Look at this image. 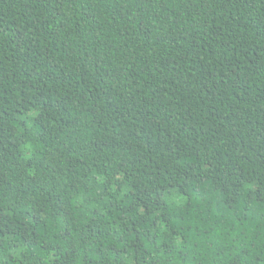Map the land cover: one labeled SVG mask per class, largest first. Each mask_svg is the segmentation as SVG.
Wrapping results in <instances>:
<instances>
[{
	"label": "trees",
	"instance_id": "trees-1",
	"mask_svg": "<svg viewBox=\"0 0 264 264\" xmlns=\"http://www.w3.org/2000/svg\"><path fill=\"white\" fill-rule=\"evenodd\" d=\"M0 264H264V0H0Z\"/></svg>",
	"mask_w": 264,
	"mask_h": 264
}]
</instances>
